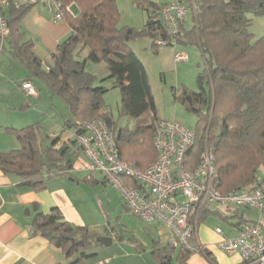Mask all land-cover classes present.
<instances>
[{
	"label": "trees",
	"instance_id": "trees-1",
	"mask_svg": "<svg viewBox=\"0 0 264 264\" xmlns=\"http://www.w3.org/2000/svg\"><path fill=\"white\" fill-rule=\"evenodd\" d=\"M61 1L70 7L75 4L78 13L66 16L71 33L58 44L46 71L32 52V43L23 40L19 27L20 17L30 5L9 6L5 13V42L27 71L24 81L31 82L33 77L44 81L46 88L67 107L69 117L62 119L63 126L74 129L75 137L81 132L78 122L101 118L112 129L120 159L141 169L147 167L155 159V105L146 68L129 42L135 37H150L152 46L159 47L153 40L165 36V26L160 20H153L151 14L161 4L134 0L146 13V20L140 31L127 32L126 27L118 26L116 0ZM185 2L190 8L192 2L196 3L191 9L193 25L185 31L180 26L176 43L195 45L201 63L195 77L197 90L183 87L173 93L174 100L197 118L194 143L185 153L184 167L192 169L207 147L214 156L217 190L253 186L258 181L259 168L264 166V33L253 40L248 15L264 16V0ZM89 63L105 64L107 78L121 93L120 113L135 121L132 128L118 127L111 112L104 108L102 96L107 89L95 86L98 75L88 69ZM6 130L19 147L0 152V170L17 175L22 185L34 191L44 189L47 177L67 175L73 158L82 150L76 139L55 147L58 138L41 137L39 123ZM72 146L76 149L72 150ZM124 182L138 187L127 179ZM32 207V235L60 248L65 264H85L94 255L87 250L101 245L96 241L98 233L69 223L58 208L43 213L36 204ZM150 254L158 264H187L190 255L168 243L160 245L155 239L151 240Z\"/></svg>",
	"mask_w": 264,
	"mask_h": 264
},
{
	"label": "crops",
	"instance_id": "crops-1",
	"mask_svg": "<svg viewBox=\"0 0 264 264\" xmlns=\"http://www.w3.org/2000/svg\"><path fill=\"white\" fill-rule=\"evenodd\" d=\"M8 8L4 9L5 13ZM70 9L71 16L77 15L78 8L75 4H72ZM19 27L23 33V40L32 43L31 50L40 59L43 71L52 64V54L56 51L58 44L71 33L68 21L54 20L47 5L43 3L27 6L20 17ZM175 45L171 46L173 54L176 51ZM85 54L86 50H83L82 56ZM26 76V69L17 58L13 57L5 42L4 51L0 52V152L19 147L18 141L7 132L6 128H21L34 123L40 124L41 137L58 138L55 147L75 140L74 129L63 126L62 119L69 117L67 107L65 106L64 110L58 113L54 111L53 115L50 106H47L46 110L36 107L34 100L39 98L43 89L47 91L51 102H54L52 99L54 95L46 88L44 81L37 77L31 80L36 88V95H25L20 85ZM47 119L51 123L54 122V126L48 125ZM43 142L45 143L46 140L44 139ZM75 149L76 147L72 146V150ZM262 179H264V166L259 168L258 175V183L264 188ZM33 204H36L38 211L43 213H47L52 207L58 208L62 217L69 223L87 226L99 235L111 237L110 245L115 240H122V237L112 229L111 221L118 210L127 213L120 194L104 180L99 172L87 170V159L80 150L73 158L72 168L68 174L45 178V187L40 191H34L22 185L17 175L0 170V264L66 263L60 248L39 235H32L29 225L34 214ZM203 208L195 215L194 242L201 244L204 252L190 253L186 263L242 264L243 260L236 252L224 258L223 254L209 249L219 239L214 229L220 227L225 235L232 236L244 224L256 221H259L264 229V211L259 213L251 208L219 204H209ZM210 218L214 219L212 224L208 223ZM141 223L150 239V252L152 239L157 240L160 245L167 243L168 234L160 224ZM151 228L154 233L150 231ZM133 240L138 247L141 246L136 239ZM138 252L140 253V250ZM87 253L94 255L86 259L85 264H93L103 259L108 260L109 264H117L112 262L115 258L106 250L92 247L87 250ZM214 253L218 256L215 257ZM127 254L134 259V255ZM151 257L154 260L152 255ZM124 264H128L127 261H124Z\"/></svg>",
	"mask_w": 264,
	"mask_h": 264
},
{
	"label": "built area",
	"instance_id": "built-area-1",
	"mask_svg": "<svg viewBox=\"0 0 264 264\" xmlns=\"http://www.w3.org/2000/svg\"><path fill=\"white\" fill-rule=\"evenodd\" d=\"M37 3L47 5L56 21L72 15L70 6L61 0H0V50L8 35L4 9ZM195 7V2L190 8L185 0H175L152 13V19L160 20L165 26V36L154 38V44L174 46L187 11ZM186 59L185 52L174 51V61ZM20 88L27 96L36 95V88L30 81H23ZM77 125L81 132L75 138L87 159V170L99 172L119 192L125 212L144 224H160L171 246L189 253L204 252V247L194 242L195 215L209 204L264 211V188L258 181L247 188L217 190L214 156L207 147L201 152L199 162L192 169H185L184 156L194 143V131L173 118H158L153 122L155 159L143 169L120 159L112 129L101 118ZM124 179L135 182L138 187L128 186ZM214 231L219 236L215 246L221 252L239 253L246 264H264V229L259 221L244 224L232 236L225 235L220 227ZM93 264L109 263L103 259Z\"/></svg>",
	"mask_w": 264,
	"mask_h": 264
},
{
	"label": "rangeland",
	"instance_id": "rangeland-1",
	"mask_svg": "<svg viewBox=\"0 0 264 264\" xmlns=\"http://www.w3.org/2000/svg\"><path fill=\"white\" fill-rule=\"evenodd\" d=\"M143 1H153L162 5L175 0ZM116 6L119 13L118 26L126 27L133 31H140L143 28L146 20V13L134 0H116ZM191 14V10L189 9L183 24L184 31L191 29L193 25ZM248 17L251 19L249 31L253 36V40H255L264 33V16L249 14ZM129 45L146 68L150 91L155 105L156 119H158V117L173 118L195 130L197 123L196 116L187 111L178 101H175L173 93H178L183 87L192 91L197 90L195 77L200 70L201 63V56L198 48L192 44L177 43L174 49L178 52H185L187 59L176 62L173 60V48L171 46L154 47L152 46L150 37H135L130 40ZM3 51L4 48L0 50V52ZM88 69L94 71V73L98 75L95 86L99 85L107 89L102 96L104 108L111 112L116 125L118 127L132 128L135 121L120 113L121 93L119 88L112 87L111 79L107 78L108 71L105 64L89 63ZM46 92L47 91L43 89L39 98L34 100L35 106L43 110L47 106H50L52 115L54 111L57 113L63 111L65 105L60 99L54 96L52 98L54 102H51ZM149 117L147 118L149 119ZM47 121L48 125L54 126V122L51 123L49 119H47ZM149 121L151 120H148V122ZM111 221L112 229L117 235L122 237V240H115L110 246L94 245V248L106 250L109 255L115 258L112 261L113 263L124 264V261H127L128 264H139V262H141V264H157L150 254V239L145 231L146 229L137 218L118 210ZM213 222L214 219L212 218L208 220V223L212 224ZM150 231L154 233L152 228ZM133 239H136L141 246L138 247ZM209 249L223 254L222 256L224 258H228V256L231 255L221 252L215 245ZM139 250L140 253L138 252ZM127 253L134 255V259L130 258L131 256ZM138 254L141 255L139 256ZM214 255L215 257L218 256L215 253ZM97 256L101 255L97 254ZM122 258L127 259L123 260Z\"/></svg>",
	"mask_w": 264,
	"mask_h": 264
},
{
	"label": "water",
	"instance_id": "water-1",
	"mask_svg": "<svg viewBox=\"0 0 264 264\" xmlns=\"http://www.w3.org/2000/svg\"><path fill=\"white\" fill-rule=\"evenodd\" d=\"M130 31H131L130 29L127 30V32H130ZM96 241H97L99 244L103 245V246H109V245L111 244V242H112V239H111V237H109V236L98 235V236L96 237Z\"/></svg>",
	"mask_w": 264,
	"mask_h": 264
}]
</instances>
